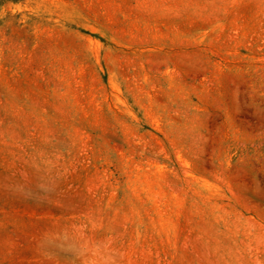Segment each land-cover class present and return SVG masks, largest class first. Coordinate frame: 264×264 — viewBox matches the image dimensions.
Segmentation results:
<instances>
[{
    "label": "rangeland",
    "instance_id": "rangeland-1",
    "mask_svg": "<svg viewBox=\"0 0 264 264\" xmlns=\"http://www.w3.org/2000/svg\"><path fill=\"white\" fill-rule=\"evenodd\" d=\"M0 264H264V0H0Z\"/></svg>",
    "mask_w": 264,
    "mask_h": 264
}]
</instances>
